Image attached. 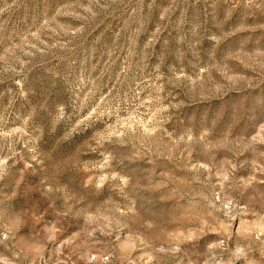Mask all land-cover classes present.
<instances>
[{
	"label": "rangeland",
	"instance_id": "374dc122",
	"mask_svg": "<svg viewBox=\"0 0 264 264\" xmlns=\"http://www.w3.org/2000/svg\"><path fill=\"white\" fill-rule=\"evenodd\" d=\"M0 264H264V0H0Z\"/></svg>",
	"mask_w": 264,
	"mask_h": 264
}]
</instances>
